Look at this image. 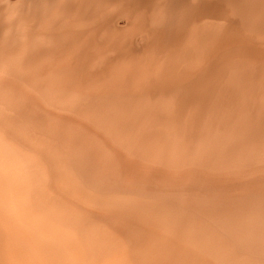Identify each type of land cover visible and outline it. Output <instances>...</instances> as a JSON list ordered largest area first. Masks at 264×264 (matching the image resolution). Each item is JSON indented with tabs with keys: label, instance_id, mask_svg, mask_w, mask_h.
Returning <instances> with one entry per match:
<instances>
[{
	"label": "bare ground",
	"instance_id": "obj_1",
	"mask_svg": "<svg viewBox=\"0 0 264 264\" xmlns=\"http://www.w3.org/2000/svg\"><path fill=\"white\" fill-rule=\"evenodd\" d=\"M0 264H264V0H0Z\"/></svg>",
	"mask_w": 264,
	"mask_h": 264
},
{
	"label": "rangeland",
	"instance_id": "obj_2",
	"mask_svg": "<svg viewBox=\"0 0 264 264\" xmlns=\"http://www.w3.org/2000/svg\"><path fill=\"white\" fill-rule=\"evenodd\" d=\"M14 1H17V0H14ZM125 22H127V19L119 18V25L124 26L126 24Z\"/></svg>",
	"mask_w": 264,
	"mask_h": 264
}]
</instances>
